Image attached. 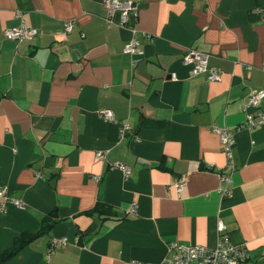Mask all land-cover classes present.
Wrapping results in <instances>:
<instances>
[{"label": "crops", "instance_id": "crops-1", "mask_svg": "<svg viewBox=\"0 0 264 264\" xmlns=\"http://www.w3.org/2000/svg\"><path fill=\"white\" fill-rule=\"evenodd\" d=\"M104 1L0 0V251L29 234L0 264L157 262L221 234L264 264V94L259 123L243 110L264 90V0ZM18 24L35 33L4 37ZM189 49L219 77L190 74Z\"/></svg>", "mask_w": 264, "mask_h": 264}, {"label": "built area", "instance_id": "built-area-1", "mask_svg": "<svg viewBox=\"0 0 264 264\" xmlns=\"http://www.w3.org/2000/svg\"><path fill=\"white\" fill-rule=\"evenodd\" d=\"M104 5L107 7L108 14H110L112 8H119L121 4L117 0H105ZM34 33V28L24 24H18L17 26L4 28L3 30L4 37L13 40L29 37ZM123 49L130 54L140 53L137 40L134 38L126 42ZM182 62L189 65L190 74L204 73L205 77L209 80L216 79L220 75V69L218 67L209 65L207 54L198 52L194 49H189L187 52H184L182 55ZM170 76L173 79L175 78L174 73H171ZM263 94L264 90L261 89L256 92H249L246 97L244 107L253 108V111L243 108L244 120H246L248 125H254L261 121V114L257 115L259 117L257 120H254L252 115H256L254 114V112H256L255 108L258 104V99ZM98 115L105 120L113 119V114L110 110H100ZM127 128V123H121L119 126V134L121 135ZM214 130L218 134L222 152L226 157L229 156L234 142L230 131L225 126L214 127ZM229 165L232 166L231 163ZM1 192H3L2 189H0V194ZM218 228H222L221 222L218 223ZM58 240L59 238L53 241ZM168 248L167 250L170 251V254L160 261L148 262L132 259L129 261V264H243L247 258L244 245L232 243L225 234H221V236L217 238L216 244L213 247L173 241L168 244Z\"/></svg>", "mask_w": 264, "mask_h": 264}, {"label": "trees", "instance_id": "trees-1", "mask_svg": "<svg viewBox=\"0 0 264 264\" xmlns=\"http://www.w3.org/2000/svg\"><path fill=\"white\" fill-rule=\"evenodd\" d=\"M96 206H99V204H97ZM39 232V231H38ZM36 232V233H38ZM34 233V234H36ZM221 235L218 236V238L220 237ZM29 237V234H26V233H21L20 235H18L14 242L12 243V245L8 248H5L3 249L2 251H0V262L4 261L5 259H7L8 257H10L13 253H15V251L18 249V247L24 243V241H26V239ZM189 244H192V243H189ZM216 244V242H215ZM214 244V245H215ZM201 245V244H199ZM213 245V246H214ZM204 246V245H203ZM213 246H207V247H213ZM206 247V246H205ZM245 247V246H244ZM167 248H168V245H167ZM169 249V248H168ZM170 250V249H169ZM167 251V255L168 256L170 254V251ZM172 252V251H171ZM247 253V252H246ZM248 257V256H247ZM163 259V258H162ZM161 259V260H162ZM247 259V258H246ZM160 261V260H159Z\"/></svg>", "mask_w": 264, "mask_h": 264}]
</instances>
